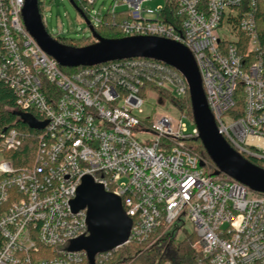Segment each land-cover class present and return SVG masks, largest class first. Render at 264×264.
Here are the masks:
<instances>
[{
  "label": "built area",
  "instance_id": "built-area-1",
  "mask_svg": "<svg viewBox=\"0 0 264 264\" xmlns=\"http://www.w3.org/2000/svg\"><path fill=\"white\" fill-rule=\"evenodd\" d=\"M149 1L114 0L109 9L129 12L124 36L165 37L191 50L220 132L264 168L258 0H249L243 12V0H164L156 9L145 7ZM24 4L0 0V80L14 90L18 109L35 112L45 126L31 163L17 167L0 160V264H91L86 250L70 247L90 234L87 209L74 211L72 205L86 176L120 196L133 219L129 239L97 253L95 264H138L136 254L123 259L121 250L175 241L189 221L194 232L185 238L197 237L195 264H264V193L205 169L204 155L189 145L199 131L183 122L185 111L173 105L178 116L142 115L148 89L185 98V76L147 57L66 73L26 28ZM100 18L93 10L94 26ZM242 34L249 38L245 52ZM240 91L244 112L233 118L229 111ZM25 142L16 128L0 134L2 151H18Z\"/></svg>",
  "mask_w": 264,
  "mask_h": 264
},
{
  "label": "water",
  "instance_id": "water-1",
  "mask_svg": "<svg viewBox=\"0 0 264 264\" xmlns=\"http://www.w3.org/2000/svg\"><path fill=\"white\" fill-rule=\"evenodd\" d=\"M70 1L86 21L96 42L83 47L62 44L47 30L39 0H25L22 15L26 28L49 55L63 67L95 66L132 57L153 58L175 67L188 82L193 123L199 131L197 141L216 165L214 174L226 173L252 190L264 193V168L235 149L220 132L208 104L197 61L187 46L154 35L104 37L96 31L91 19L78 8L75 0ZM31 125L43 128L45 123L31 121ZM72 205L74 211L87 209L90 234L74 239L70 247L72 250H86L91 264H95L97 253L111 250L129 239L133 219L126 213L121 197L107 191L93 177L83 179Z\"/></svg>",
  "mask_w": 264,
  "mask_h": 264
},
{
  "label": "trees",
  "instance_id": "trees-1",
  "mask_svg": "<svg viewBox=\"0 0 264 264\" xmlns=\"http://www.w3.org/2000/svg\"><path fill=\"white\" fill-rule=\"evenodd\" d=\"M96 1L97 0L90 3L85 0H75V3L78 8L90 19ZM248 4L249 0H243V4H241L240 8L242 12L248 8ZM39 6L42 13L43 6L40 0ZM129 17V12L126 9H118L115 12H111L110 9H108L101 16L100 23L95 26V29L104 37H123L124 34L122 32L121 25L122 22ZM166 20L169 22L174 21L172 17H167ZM256 21L259 40L262 47H264V0H258ZM52 36L62 44L74 47H83L96 42V39L94 37H88L84 38L83 40L76 41L73 38H67L65 36ZM248 44L249 38L245 34H242V52H245L247 50ZM156 90H158L161 94L167 96L170 102L178 109L185 111L193 121L190 91H188L185 98L176 99L170 94L166 93L164 90L158 88H156ZM236 99V106L229 111V115L233 116V118L241 117L244 112V104L241 91L237 95ZM25 116L30 117L31 120H29ZM31 121L41 123L35 112H24L18 109L17 96L14 90L4 80H0V134L3 133L5 129L8 130L11 128H16L26 135V142L23 148L18 151H4L6 159L11 160L17 167L31 163L35 154V149L37 146L36 138L38 137L37 135L40 132V128L32 127ZM198 144L199 146L198 148H196V151L210 159L200 141ZM244 156L250 159L252 162L259 164V161L253 156L249 154H244ZM196 239V235L193 234L179 241L178 243H174V241H171L167 244L162 242V244L147 249L142 253L141 250H143V244L133 243L121 250L122 257H120L126 259L136 254V262H143L144 264H165L166 262H171V264H195L197 252L194 249L193 244L196 242Z\"/></svg>",
  "mask_w": 264,
  "mask_h": 264
},
{
  "label": "rangeland",
  "instance_id": "rangeland-1",
  "mask_svg": "<svg viewBox=\"0 0 264 264\" xmlns=\"http://www.w3.org/2000/svg\"><path fill=\"white\" fill-rule=\"evenodd\" d=\"M114 0H97L94 7V14L101 17L105 13ZM42 3V15L44 24L51 35H60L67 38H73L76 41L83 40L84 38L93 37L91 30L89 29L86 21L82 18L81 14L74 7L70 0H40ZM164 0H151L145 3L146 8L156 9L160 4H163ZM67 73H72L75 67H62ZM168 93V92H166ZM169 94V93H168ZM145 98V110L143 116L154 115L158 111L169 112L173 116H178V110L173 106L167 96L161 94L158 90L154 91L148 89L144 93ZM186 113V112H185ZM189 116V115H188ZM183 122L187 124L189 129L193 128V121L190 118H183ZM198 141H190L189 145L196 150L199 146ZM206 162L204 164L205 169L210 172L217 170L216 165L208 157L204 156ZM6 159L4 151L0 149V160ZM194 232V225L189 221L184 227L183 233H178L174 243L185 239V236ZM164 243H168V240ZM156 245L150 247L145 245L141 250V253L147 249L153 248ZM150 247V248H149ZM138 262V261H137ZM138 264H144L139 262Z\"/></svg>",
  "mask_w": 264,
  "mask_h": 264
}]
</instances>
